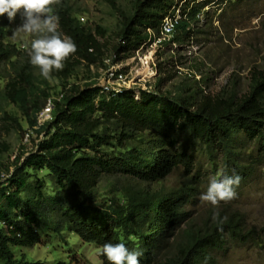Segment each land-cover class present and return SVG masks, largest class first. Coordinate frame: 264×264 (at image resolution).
Returning a JSON list of instances; mask_svg holds the SVG:
<instances>
[{
  "label": "trees",
  "instance_id": "obj_1",
  "mask_svg": "<svg viewBox=\"0 0 264 264\" xmlns=\"http://www.w3.org/2000/svg\"><path fill=\"white\" fill-rule=\"evenodd\" d=\"M176 1L134 0L130 11H120L116 63L147 44L149 30L158 35L163 20L174 17L176 8L182 16L174 35L191 33L199 11ZM53 8L60 31L74 40L77 51L49 79L30 64L25 47L9 43L15 21L0 18V70L10 64L15 73L4 85L3 100L22 112L28 129L7 112L4 119L23 138L44 136L36 152L17 155L10 166H3L2 159L11 147L0 144V264H49L29 263L16 251L49 245L67 234L100 249L103 264H110L102 252L108 242L141 252L140 264H216L217 255L227 252L230 244H262L258 231L242 225L238 216L219 217L200 229L184 228L185 205L196 193L192 184L170 191L126 189L106 201L100 200L98 187L105 177L151 184L165 181L180 168L191 175L195 157L176 149L179 135L205 145L212 155L221 152L235 165L241 136L257 142L264 156V69L252 72L250 91L242 98L212 97L191 87L176 97L160 90L141 92L139 100L132 91L103 95L100 87L83 89L70 83L81 66L103 64V45L81 23L70 0H56ZM49 80H58L65 91L52 101V120L39 125L38 115L51 100L44 88ZM233 175L226 170L219 179ZM169 244L172 251L161 260Z\"/></svg>",
  "mask_w": 264,
  "mask_h": 264
},
{
  "label": "rangeland",
  "instance_id": "obj_2",
  "mask_svg": "<svg viewBox=\"0 0 264 264\" xmlns=\"http://www.w3.org/2000/svg\"><path fill=\"white\" fill-rule=\"evenodd\" d=\"M70 2L78 12L81 23L97 35L104 53L103 64L89 69L81 66L70 83H79L83 89L88 85L101 87L106 78L105 72L117 64L115 47L121 43L118 36L120 11H130L134 0ZM185 2L190 4V8L196 7L199 11L191 33L187 37L178 33L158 45L154 41L148 42L134 51L129 59L121 62L120 67L127 76L128 91L134 92L136 100L140 99L141 92L147 90H160L163 94L176 97L187 87L212 97L246 96L250 91L252 72L264 69V0H184L179 5ZM174 11L175 17L180 19L182 14L179 8ZM14 21L8 40L22 49L23 45H30L32 36L12 38V30L21 24V16L18 14ZM97 31H103V35ZM149 33L155 35L153 31L149 30ZM146 70L148 74L141 76ZM0 73V78H3L0 79V144L6 142L11 147L10 152L4 154L2 159L3 166H10L17 155L23 153L28 157L36 152L44 136L38 139L33 134L26 141L21 131L4 119V113L7 112L28 129L22 112L3 100L4 85L15 74L11 65H2ZM161 80L163 82L160 84ZM44 86L49 90L53 102L61 98L65 91L58 80H49L48 85ZM71 94L69 90L66 91V95ZM177 140L176 149L179 152L184 151L195 157V170L191 175L187 176L184 169L180 168L165 181L151 184L124 176L105 177L98 187L100 200L111 199L116 191L126 189L140 187L153 191H170L192 184L196 193L185 205L184 228L193 226L200 229L210 225L214 212H218L219 217H240L242 225L256 229L261 238L262 244L257 245L230 244L227 252L217 255L216 264H264V156L258 143L246 141L241 136L239 161L235 165L227 162L221 152L212 155L205 145L183 138L182 135ZM14 170L11 167L12 173ZM226 170L241 177L239 186L235 187V198L227 202L221 201L215 207L210 203L200 202L198 197L206 191L209 177L219 179ZM170 246L169 244L161 254V260L166 253L172 251ZM100 254V249L70 234L65 239H55L49 245L41 244L16 251L18 258L25 256L29 263L45 261L49 264H103Z\"/></svg>",
  "mask_w": 264,
  "mask_h": 264
},
{
  "label": "clouds",
  "instance_id": "obj_3",
  "mask_svg": "<svg viewBox=\"0 0 264 264\" xmlns=\"http://www.w3.org/2000/svg\"><path fill=\"white\" fill-rule=\"evenodd\" d=\"M55 3L56 0H0V18L6 16L12 22L18 14L21 16V24L12 30V38L32 36L30 47L28 44L24 47L28 49L30 64L45 79L50 78L53 70H62L66 59L77 51L74 40L60 31V17L53 8ZM240 181L238 175L209 177L207 189L198 199L214 207L221 201H230L235 198V187ZM212 219L218 221L219 213L214 212ZM102 252L110 264H140L142 255L139 251H130L124 243L111 242L103 245Z\"/></svg>",
  "mask_w": 264,
  "mask_h": 264
},
{
  "label": "built area",
  "instance_id": "obj_4",
  "mask_svg": "<svg viewBox=\"0 0 264 264\" xmlns=\"http://www.w3.org/2000/svg\"><path fill=\"white\" fill-rule=\"evenodd\" d=\"M178 20L179 18L175 16L166 17L163 20L162 25L160 27V31L158 34L159 36L151 34V39L149 43L154 41V43L158 45L162 43L163 41H167L168 38L174 35ZM22 48H24V45L22 46ZM120 65L121 63H117L116 65L112 66L110 69H108L105 72L106 78L100 87L101 94L118 95V94L124 93L125 91H128L127 76L125 73H123ZM52 111H53V102L52 100H49L46 107L38 115L39 125H43L52 120ZM29 139H30V134H27L25 140L29 141Z\"/></svg>",
  "mask_w": 264,
  "mask_h": 264
},
{
  "label": "bare ground",
  "instance_id": "obj_5",
  "mask_svg": "<svg viewBox=\"0 0 264 264\" xmlns=\"http://www.w3.org/2000/svg\"><path fill=\"white\" fill-rule=\"evenodd\" d=\"M152 56H153V54H152ZM148 74V70H146L145 72H143L142 74H141V76H145V75H147Z\"/></svg>",
  "mask_w": 264,
  "mask_h": 264
}]
</instances>
